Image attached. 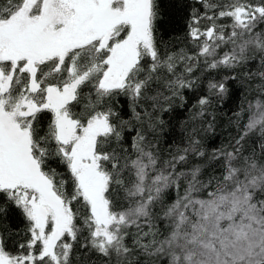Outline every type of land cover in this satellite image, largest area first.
<instances>
[{
	"label": "snow or ice",
	"instance_id": "obj_1",
	"mask_svg": "<svg viewBox=\"0 0 264 264\" xmlns=\"http://www.w3.org/2000/svg\"><path fill=\"white\" fill-rule=\"evenodd\" d=\"M182 7L0 0V218L26 225L0 264H264V0H194L170 47ZM234 85L235 134L208 151Z\"/></svg>",
	"mask_w": 264,
	"mask_h": 264
},
{
	"label": "trees",
	"instance_id": "obj_2",
	"mask_svg": "<svg viewBox=\"0 0 264 264\" xmlns=\"http://www.w3.org/2000/svg\"><path fill=\"white\" fill-rule=\"evenodd\" d=\"M181 2L184 7L169 9L171 19L161 29L163 39L170 47H184L187 45V41L183 38L187 31L186 20L188 18V13L191 10L194 0H181ZM195 7L200 8V5L196 4ZM200 75L201 73L199 71L196 72V76ZM233 87L236 95L232 98V101L225 104L222 108L213 109L216 115L214 132L208 133L207 135L201 134L204 146L208 151L214 147H219L222 144L228 143L229 137L235 134V129L230 124V117L235 111L236 105L240 102L241 97L247 95V90L243 85H234ZM189 96H191V93H189ZM192 103H195L194 99L189 103L187 110L177 108L175 111L164 116V119L168 121V125L165 128V135L161 137V144L163 147H167L172 141L180 143L181 140L186 137V133L190 131L193 126L190 117L195 111L191 108ZM198 124L199 122H197V126ZM25 227L26 225L23 218L17 212L10 213L6 220L0 218V231H3L5 228L9 229L14 234L11 240L14 241L15 244L24 242L26 238L23 235ZM79 254L80 250L77 248L74 255ZM90 255L91 259L96 261V264H100V261L103 259L97 254ZM73 264H79V261L74 259Z\"/></svg>",
	"mask_w": 264,
	"mask_h": 264
}]
</instances>
